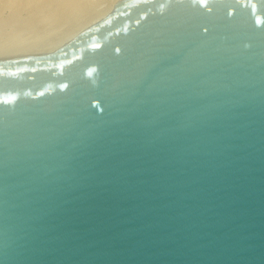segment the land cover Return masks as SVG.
Wrapping results in <instances>:
<instances>
[{
  "label": "water",
  "instance_id": "95a60500",
  "mask_svg": "<svg viewBox=\"0 0 264 264\" xmlns=\"http://www.w3.org/2000/svg\"><path fill=\"white\" fill-rule=\"evenodd\" d=\"M0 264H264V0H122L0 59Z\"/></svg>",
  "mask_w": 264,
  "mask_h": 264
},
{
  "label": "bare ground",
  "instance_id": "6f19581e",
  "mask_svg": "<svg viewBox=\"0 0 264 264\" xmlns=\"http://www.w3.org/2000/svg\"><path fill=\"white\" fill-rule=\"evenodd\" d=\"M120 1L122 0H0V16L5 8H9L11 14H14L13 17L24 11L32 17L41 11V14L52 15L54 19H56V16L58 17L53 22L55 26L56 21L63 24L69 21L67 22L68 28L66 31L50 38L51 40H47L46 43L31 44L28 47H26L28 44L25 43L26 46L24 47L23 44V48H14L13 45V48L10 49H7L8 44L4 45L6 48L0 49V59L9 55L33 57L49 54L111 13V10ZM38 16L39 14L36 17Z\"/></svg>",
  "mask_w": 264,
  "mask_h": 264
},
{
  "label": "rangeland",
  "instance_id": "374dc122",
  "mask_svg": "<svg viewBox=\"0 0 264 264\" xmlns=\"http://www.w3.org/2000/svg\"><path fill=\"white\" fill-rule=\"evenodd\" d=\"M115 8L116 7H114L111 10V12ZM8 10L9 8H5L0 16V49L6 48V46L4 47V45L7 44H8L7 49L13 47L23 48L22 46L23 44L24 47L26 46V44H28L26 47L30 46L31 44H43L46 43L47 40H49L50 38H54V36L56 37L60 33L66 31L68 28L67 22L69 21H67L64 24L56 21V26H55L53 22L58 17L56 16V19H54L52 15L41 14L40 13L41 11L37 13L39 14L38 17H36L37 16L36 14L35 16H32L34 17L32 19V17H30L28 13L25 11H24L25 13L22 12L21 14L13 17L14 14H11L10 10L9 11ZM8 58H26V57L9 55L7 57L6 56L2 57L1 59H8Z\"/></svg>",
  "mask_w": 264,
  "mask_h": 264
}]
</instances>
